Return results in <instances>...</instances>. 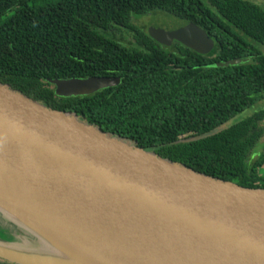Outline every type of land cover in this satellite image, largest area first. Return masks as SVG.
<instances>
[{"label": "water", "instance_id": "obj_1", "mask_svg": "<svg viewBox=\"0 0 264 264\" xmlns=\"http://www.w3.org/2000/svg\"><path fill=\"white\" fill-rule=\"evenodd\" d=\"M157 18L148 31L163 44L208 40L190 21ZM49 81L71 97L121 79ZM0 212L40 243L0 238V258L16 264H264V188L164 158L1 81Z\"/></svg>", "mask_w": 264, "mask_h": 264}, {"label": "trees", "instance_id": "obj_2", "mask_svg": "<svg viewBox=\"0 0 264 264\" xmlns=\"http://www.w3.org/2000/svg\"><path fill=\"white\" fill-rule=\"evenodd\" d=\"M156 13L194 23L212 48L157 41L136 23ZM231 59L243 62L218 65ZM91 76L121 81L71 97L49 81ZM0 81L196 171L264 188V148L251 157L264 106L226 126L264 101V6L252 0H0Z\"/></svg>", "mask_w": 264, "mask_h": 264}, {"label": "rangeland", "instance_id": "obj_3", "mask_svg": "<svg viewBox=\"0 0 264 264\" xmlns=\"http://www.w3.org/2000/svg\"><path fill=\"white\" fill-rule=\"evenodd\" d=\"M252 1L264 6V0H252ZM161 14H164V13H156V15L148 14V15H145L144 17H142L139 21H136V22L139 25L143 26L145 28V30L148 31V26H149L150 22L152 24L156 25V26L161 23L160 18H157ZM158 28H159L158 29V31H159L161 28L160 27H158ZM148 33H149V31H148ZM149 35H150V33H149ZM122 38H123V42L125 44H129L131 42L132 43L135 42V39H134V37L131 34L125 33V35L122 36ZM198 39H200V38H198ZM197 43H200L198 46H200L202 51L209 50L210 48H212V46L214 44L212 41L207 40L206 38L205 39H201ZM173 45H175V44L173 43ZM192 48H195V47H192ZM231 61L232 62H230L229 64H234V65H235V63L238 64V63H242L243 62L242 59H231ZM263 106H264V101L259 102V103L255 104V105L247 108L245 111H243L242 113H239L232 120H230L229 123L226 124V126H228V125H230V124H232L234 122H237L239 120H242L243 118H246V117L252 115L254 112L258 111ZM262 126L264 127V122L262 123ZM224 127L225 126L221 127L220 129H222ZM194 138L190 137V138H184V139L192 140ZM263 148H264V135H263V138L261 139L259 145L257 146L255 151L251 155L252 160H254V159H256L258 157V155L261 153ZM24 228H23V226L22 227L18 226L15 223V221L8 219L7 217H5L0 212V238L1 239H5V240H7L9 242H19L21 244V246H23V247H25L26 249H29V250L38 249V246H40V243L36 242L35 240H33L31 238L30 232L28 230H25ZM15 233L17 234V237L14 235ZM19 236H21V239L19 238ZM0 260L6 261V260H3L1 258H0ZM7 262H9V261H7ZM10 263H13V262H10ZM13 264H16V263H13Z\"/></svg>", "mask_w": 264, "mask_h": 264}, {"label": "flooded vegetation", "instance_id": "obj_4", "mask_svg": "<svg viewBox=\"0 0 264 264\" xmlns=\"http://www.w3.org/2000/svg\"><path fill=\"white\" fill-rule=\"evenodd\" d=\"M144 17V16H143ZM142 17H140V18H138V19H136L137 21H139L140 19H141ZM137 23V22H136ZM121 42H123V39H121ZM175 42H179V41H176V40H173L172 42H171V44H173V43H175ZM124 43V42H123ZM136 42H131V43H129V44H135ZM125 44V43H124ZM170 44V45H171ZM169 46V45H168Z\"/></svg>", "mask_w": 264, "mask_h": 264}]
</instances>
